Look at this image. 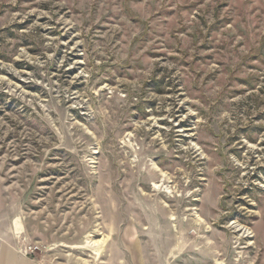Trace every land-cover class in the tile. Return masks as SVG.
I'll use <instances>...</instances> for the list:
<instances>
[{
	"label": "rangeland",
	"instance_id": "rangeland-1",
	"mask_svg": "<svg viewBox=\"0 0 264 264\" xmlns=\"http://www.w3.org/2000/svg\"><path fill=\"white\" fill-rule=\"evenodd\" d=\"M38 264H264V0H0V229Z\"/></svg>",
	"mask_w": 264,
	"mask_h": 264
},
{
	"label": "crops",
	"instance_id": "crops-1",
	"mask_svg": "<svg viewBox=\"0 0 264 264\" xmlns=\"http://www.w3.org/2000/svg\"><path fill=\"white\" fill-rule=\"evenodd\" d=\"M3 224V229H0V264H38L21 254L20 232L13 231L11 220Z\"/></svg>",
	"mask_w": 264,
	"mask_h": 264
}]
</instances>
